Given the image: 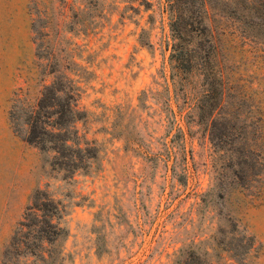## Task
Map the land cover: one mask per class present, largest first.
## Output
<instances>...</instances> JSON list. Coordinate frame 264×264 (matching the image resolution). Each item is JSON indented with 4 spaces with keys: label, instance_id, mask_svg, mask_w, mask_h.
<instances>
[{
    "label": "rangeland",
    "instance_id": "obj_1",
    "mask_svg": "<svg viewBox=\"0 0 264 264\" xmlns=\"http://www.w3.org/2000/svg\"><path fill=\"white\" fill-rule=\"evenodd\" d=\"M209 12L223 92L201 118L215 93L172 67L165 0H0V264H264V0ZM53 81L98 148L70 176L25 139ZM38 187L62 206L50 263L12 244Z\"/></svg>",
    "mask_w": 264,
    "mask_h": 264
},
{
    "label": "trees",
    "instance_id": "obj_2",
    "mask_svg": "<svg viewBox=\"0 0 264 264\" xmlns=\"http://www.w3.org/2000/svg\"><path fill=\"white\" fill-rule=\"evenodd\" d=\"M165 1L172 39L171 65L177 72L198 70L204 81V93H215L198 104V115L208 118L220 105L223 92L222 81L217 76L219 63L215 59L214 30L208 20L209 7H215L217 0ZM252 17L250 13V24ZM58 82L45 85L35 104L26 111L25 139L42 150L52 152V168L70 176L76 171L87 170L98 158V148L92 142L81 141L75 121L84 117V111L77 107V98L68 84ZM61 216L60 202L47 190L36 188L14 234L12 244L17 253L24 245L44 263L55 260L58 252L55 242L64 233L59 223Z\"/></svg>",
    "mask_w": 264,
    "mask_h": 264
}]
</instances>
